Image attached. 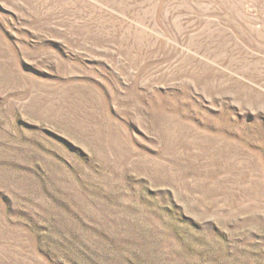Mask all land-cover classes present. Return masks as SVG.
<instances>
[{
  "label": "rangeland",
  "instance_id": "374dc122",
  "mask_svg": "<svg viewBox=\"0 0 264 264\" xmlns=\"http://www.w3.org/2000/svg\"><path fill=\"white\" fill-rule=\"evenodd\" d=\"M0 264H264V0H0Z\"/></svg>",
  "mask_w": 264,
  "mask_h": 264
}]
</instances>
